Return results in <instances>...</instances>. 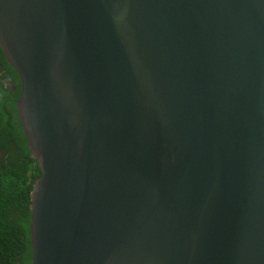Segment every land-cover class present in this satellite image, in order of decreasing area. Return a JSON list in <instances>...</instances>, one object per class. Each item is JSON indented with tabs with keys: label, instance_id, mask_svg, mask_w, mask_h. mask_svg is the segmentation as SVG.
I'll use <instances>...</instances> for the list:
<instances>
[{
	"label": "water",
	"instance_id": "95a60500",
	"mask_svg": "<svg viewBox=\"0 0 264 264\" xmlns=\"http://www.w3.org/2000/svg\"><path fill=\"white\" fill-rule=\"evenodd\" d=\"M0 48L31 264H264V0H0Z\"/></svg>",
	"mask_w": 264,
	"mask_h": 264
},
{
	"label": "trees",
	"instance_id": "16d2710c",
	"mask_svg": "<svg viewBox=\"0 0 264 264\" xmlns=\"http://www.w3.org/2000/svg\"><path fill=\"white\" fill-rule=\"evenodd\" d=\"M0 68L16 85L11 96L0 81V264H31L30 193L41 171L31 158L15 106L19 79L1 48Z\"/></svg>",
	"mask_w": 264,
	"mask_h": 264
},
{
	"label": "flooded vegetation",
	"instance_id": "af4514ba",
	"mask_svg": "<svg viewBox=\"0 0 264 264\" xmlns=\"http://www.w3.org/2000/svg\"><path fill=\"white\" fill-rule=\"evenodd\" d=\"M4 71L5 70L3 68H0L1 86L5 91H7L12 96L13 92L16 90V85L15 82L13 81L12 76L5 77L1 75L3 74Z\"/></svg>",
	"mask_w": 264,
	"mask_h": 264
}]
</instances>
